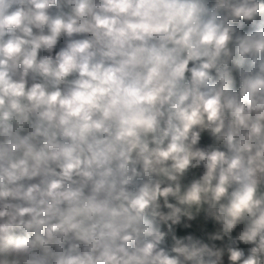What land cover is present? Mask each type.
<instances>
[{
  "label": "clouds",
  "instance_id": "9594fccd",
  "mask_svg": "<svg viewBox=\"0 0 264 264\" xmlns=\"http://www.w3.org/2000/svg\"><path fill=\"white\" fill-rule=\"evenodd\" d=\"M0 264H264V0H0Z\"/></svg>",
  "mask_w": 264,
  "mask_h": 264
}]
</instances>
